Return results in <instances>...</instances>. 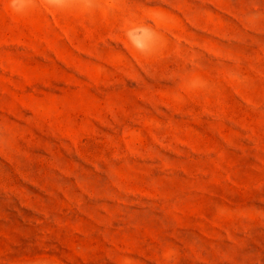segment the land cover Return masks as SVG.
Masks as SVG:
<instances>
[{
	"label": "rangeland",
	"instance_id": "obj_1",
	"mask_svg": "<svg viewBox=\"0 0 264 264\" xmlns=\"http://www.w3.org/2000/svg\"><path fill=\"white\" fill-rule=\"evenodd\" d=\"M0 264H264V0H0Z\"/></svg>",
	"mask_w": 264,
	"mask_h": 264
},
{
	"label": "clouds",
	"instance_id": "obj_2",
	"mask_svg": "<svg viewBox=\"0 0 264 264\" xmlns=\"http://www.w3.org/2000/svg\"><path fill=\"white\" fill-rule=\"evenodd\" d=\"M18 2H19V0H10V5L12 6L13 9L16 8Z\"/></svg>",
	"mask_w": 264,
	"mask_h": 264
}]
</instances>
